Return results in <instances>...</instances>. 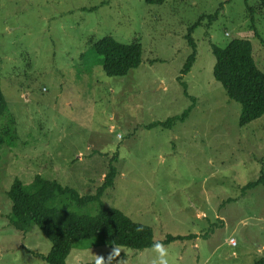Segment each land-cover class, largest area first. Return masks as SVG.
Wrapping results in <instances>:
<instances>
[{"label": "rangeland", "instance_id": "1", "mask_svg": "<svg viewBox=\"0 0 264 264\" xmlns=\"http://www.w3.org/2000/svg\"><path fill=\"white\" fill-rule=\"evenodd\" d=\"M197 56L182 73L192 46ZM142 47V62L110 77L94 44ZM253 45L264 72V9L257 0H0V85L17 139L0 146V264H48L36 226L10 223L14 180L35 176L95 194L152 228L159 248L76 243L66 264H254L264 259V115L240 125L242 106L213 74L212 45ZM172 127L152 123L181 116ZM97 204L73 207L97 213ZM190 239L165 243L168 236Z\"/></svg>", "mask_w": 264, "mask_h": 264}, {"label": "trees", "instance_id": "2", "mask_svg": "<svg viewBox=\"0 0 264 264\" xmlns=\"http://www.w3.org/2000/svg\"><path fill=\"white\" fill-rule=\"evenodd\" d=\"M257 1L259 9H264V0ZM188 43L193 50L183 67L182 73L185 74L191 70L197 56L196 43L191 35ZM94 49L103 57V70L110 77L124 76L142 62V47L137 41L125 44L105 36L95 42ZM212 50L216 58L213 70L215 79L222 84L227 96L242 106L240 125L246 126L261 118L264 115V72L256 65L252 42L248 39H235L224 48L213 44ZM6 112L7 103L0 85V119ZM189 112L190 108L181 116L152 123L147 127H172L176 121H184ZM9 118L8 123L0 127V146L17 139L15 119L12 116ZM116 174V168L112 166L96 193L90 195H81L73 188L40 175L35 176L30 188L22 181L14 180L7 192L12 203L10 223L24 233L32 225L41 230L52 244L50 252L44 256L48 264H66L76 243L96 236H101L111 248L122 246L144 250L154 247L157 243L151 227L134 222L119 209L104 205L102 197L108 188L113 187ZM260 184L264 185V174L245 188ZM90 203L98 205L95 215L79 214L73 210V207H84ZM193 236H168L165 243ZM119 257L116 253L111 260L101 264H112ZM254 264H264V259Z\"/></svg>", "mask_w": 264, "mask_h": 264}, {"label": "clouds", "instance_id": "3", "mask_svg": "<svg viewBox=\"0 0 264 264\" xmlns=\"http://www.w3.org/2000/svg\"><path fill=\"white\" fill-rule=\"evenodd\" d=\"M154 247L159 248V245H155ZM157 260L159 261V264H166V261L163 260V259L160 258V257H157ZM96 264H101V260L98 259V260L96 261ZM154 264H155V262H154Z\"/></svg>", "mask_w": 264, "mask_h": 264}]
</instances>
